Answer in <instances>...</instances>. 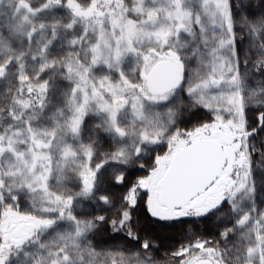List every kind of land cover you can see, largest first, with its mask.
<instances>
[{
	"label": "snow or ice",
	"instance_id": "snow-or-ice-1",
	"mask_svg": "<svg viewBox=\"0 0 264 264\" xmlns=\"http://www.w3.org/2000/svg\"><path fill=\"white\" fill-rule=\"evenodd\" d=\"M0 264H264V0H0Z\"/></svg>",
	"mask_w": 264,
	"mask_h": 264
}]
</instances>
